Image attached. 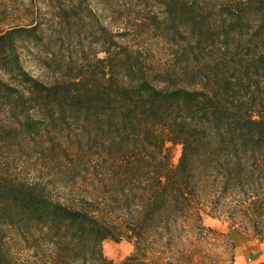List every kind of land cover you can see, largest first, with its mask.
I'll use <instances>...</instances> for the list:
<instances>
[{
    "label": "trees",
    "instance_id": "obj_1",
    "mask_svg": "<svg viewBox=\"0 0 264 264\" xmlns=\"http://www.w3.org/2000/svg\"><path fill=\"white\" fill-rule=\"evenodd\" d=\"M18 1L24 22L0 28V264H116L106 240L134 244L117 264H201L204 214L264 239V0Z\"/></svg>",
    "mask_w": 264,
    "mask_h": 264
},
{
    "label": "rangeland",
    "instance_id": "obj_2",
    "mask_svg": "<svg viewBox=\"0 0 264 264\" xmlns=\"http://www.w3.org/2000/svg\"><path fill=\"white\" fill-rule=\"evenodd\" d=\"M16 0H0V28H8L12 25L23 23L24 18L17 15L19 6L15 5ZM28 5V0H24ZM20 0L18 1V3ZM35 6L41 9L42 18L46 7L42 2H38ZM100 14L108 15L107 12L101 11L96 4ZM5 12V13H4ZM25 16V15H22ZM105 22L110 25L107 16L104 17ZM113 26L115 29V25ZM145 40L151 48L156 52L157 60L165 58L161 51L160 42H156L154 38L149 40V35L144 36ZM49 50L43 45L31 46L30 49L24 50V60L32 73L40 79L51 82L54 78L51 63L48 56ZM104 56V54H101ZM171 154V164L175 166L180 158L181 145L167 144ZM207 212V211H206ZM204 224L217 230L216 233L210 235V240L205 246V255H202L201 264H260L264 261V239L254 234L253 228L247 225H232L225 217L212 218L204 214ZM183 242H189V239H183ZM104 252L108 258L119 263L126 257L132 255L135 251L134 244L128 241L114 242L106 240L103 244Z\"/></svg>",
    "mask_w": 264,
    "mask_h": 264
}]
</instances>
